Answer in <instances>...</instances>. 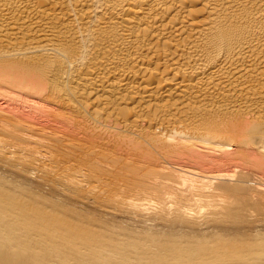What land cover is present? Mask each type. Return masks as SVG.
Instances as JSON below:
<instances>
[{"label":"bare ground","instance_id":"bare-ground-1","mask_svg":"<svg viewBox=\"0 0 264 264\" xmlns=\"http://www.w3.org/2000/svg\"><path fill=\"white\" fill-rule=\"evenodd\" d=\"M0 264H264V0H0Z\"/></svg>","mask_w":264,"mask_h":264}]
</instances>
